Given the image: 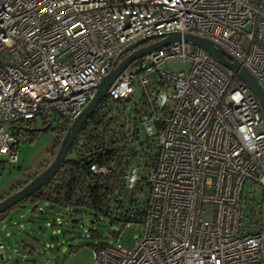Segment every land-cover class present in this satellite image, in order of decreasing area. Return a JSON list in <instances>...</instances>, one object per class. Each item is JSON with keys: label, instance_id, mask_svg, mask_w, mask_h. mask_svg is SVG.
<instances>
[{"label": "built area", "instance_id": "1", "mask_svg": "<svg viewBox=\"0 0 264 264\" xmlns=\"http://www.w3.org/2000/svg\"><path fill=\"white\" fill-rule=\"evenodd\" d=\"M171 31L220 44L264 86V0H0V167L16 160L11 126L41 114L71 122L121 47ZM173 59L177 70L162 66ZM134 77L146 106L139 124L159 146L143 232L131 249L93 248L92 264H264V116L254 95L184 41L128 64L106 94L130 96ZM138 178L133 165L123 174L128 188Z\"/></svg>", "mask_w": 264, "mask_h": 264}, {"label": "trees", "instance_id": "2", "mask_svg": "<svg viewBox=\"0 0 264 264\" xmlns=\"http://www.w3.org/2000/svg\"><path fill=\"white\" fill-rule=\"evenodd\" d=\"M234 81L240 80L235 78ZM145 112L142 92L138 102L133 101L132 94L124 99H113L106 94L79 128L53 177L15 205L29 201L37 211L38 204L46 202L66 207L72 215L79 213L80 208H87L110 224L141 222L149 189L147 176L155 167L159 154L156 134L141 133L139 123ZM54 120L51 130L55 136L49 149L52 157L69 124L64 117L41 114L38 118L20 119L11 126V132L19 142L32 140L40 131L49 129ZM92 165L103 170L94 171ZM132 165L137 168L139 178L128 188L123 174ZM35 174L36 171L26 175L0 197L17 189ZM9 209L0 213V219ZM118 234L116 229L109 231V237L116 239ZM90 236L101 239L95 231H91ZM108 242H96L92 249Z\"/></svg>", "mask_w": 264, "mask_h": 264}, {"label": "rangeland", "instance_id": "3", "mask_svg": "<svg viewBox=\"0 0 264 264\" xmlns=\"http://www.w3.org/2000/svg\"><path fill=\"white\" fill-rule=\"evenodd\" d=\"M162 66L177 70L182 63L173 59ZM133 85L132 98L138 102L141 87L136 77ZM55 122L32 140L18 143L16 160L0 168V194L39 169V165L50 158L49 149L55 136L51 128ZM140 130L142 134L148 132L145 123H141ZM4 158L6 156L1 154L0 159ZM113 229L119 231L116 239L109 237V231ZM91 231L100 234L101 239L92 238ZM142 232L141 222L110 224L103 216L95 215L87 208H80L79 213L72 215L68 213V208L46 202L39 203L38 210L34 211L33 204L27 201L13 206L0 219V264H92V244L109 241L131 249L134 237Z\"/></svg>", "mask_w": 264, "mask_h": 264}, {"label": "water", "instance_id": "4", "mask_svg": "<svg viewBox=\"0 0 264 264\" xmlns=\"http://www.w3.org/2000/svg\"><path fill=\"white\" fill-rule=\"evenodd\" d=\"M149 40L153 41L147 43ZM176 41L188 42L192 45L203 48L218 64L231 70L254 95L259 105L261 114L264 116V86L261 85L255 75L242 63L241 60L235 57L230 51L220 44L205 36L188 32L180 33L178 31H171L164 34L163 36L151 35L148 37L139 38L121 47L112 56V65L109 70L104 73H99V79L95 84L93 96L85 104L79 115L69 122L59 141L56 151L46 166L36 172L34 176L23 183L20 187L0 197V213L11 208L13 205L29 196L33 191L47 183L53 177L65 158L79 128L104 98L111 82L124 68H126L128 64L151 52L152 50L169 45ZM161 123V119H154V128L158 129Z\"/></svg>", "mask_w": 264, "mask_h": 264}, {"label": "crops", "instance_id": "5", "mask_svg": "<svg viewBox=\"0 0 264 264\" xmlns=\"http://www.w3.org/2000/svg\"><path fill=\"white\" fill-rule=\"evenodd\" d=\"M51 158V157H50ZM49 159H46L44 160V162H42L40 165H39V169L35 170L36 172H38L41 168H43L44 166H46V164L48 163V161L50 160ZM47 161V162H46ZM46 162V163H45ZM32 174V173H31ZM29 175V174H28ZM25 177V176H24ZM21 181V180H20Z\"/></svg>", "mask_w": 264, "mask_h": 264}]
</instances>
